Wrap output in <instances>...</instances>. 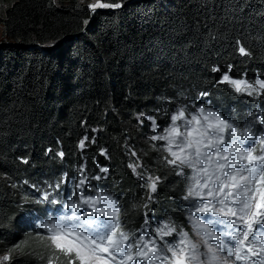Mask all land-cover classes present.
<instances>
[{
    "label": "trees",
    "instance_id": "16d2710c",
    "mask_svg": "<svg viewBox=\"0 0 264 264\" xmlns=\"http://www.w3.org/2000/svg\"><path fill=\"white\" fill-rule=\"evenodd\" d=\"M95 1L0 0V253H11L0 264H69L64 252L31 247L32 237L46 236L21 233V217L36 206L33 183L83 166L110 169L105 182L125 198L124 228L150 212L192 232L184 181L160 150L166 142L148 137L188 107L183 95L190 102L202 91L215 104L264 107V92L241 97L217 83L229 72L264 80V0H102L121 6L93 13ZM147 116L155 117V132ZM129 163L160 177L153 202Z\"/></svg>",
    "mask_w": 264,
    "mask_h": 264
},
{
    "label": "snow or ice",
    "instance_id": "6c2138e0",
    "mask_svg": "<svg viewBox=\"0 0 264 264\" xmlns=\"http://www.w3.org/2000/svg\"><path fill=\"white\" fill-rule=\"evenodd\" d=\"M120 6L119 3L95 4L90 8ZM239 53L247 55L243 47L239 48ZM212 71L219 69L214 67ZM225 82L229 85L228 91L236 95L253 97L255 93V99L264 92V80L258 77L249 83L246 79H231L223 73L217 83ZM186 107H177L161 133L148 139L166 142L160 150L168 153L164 157L166 164L184 181L181 199L186 202L192 233L202 241L204 252L199 251L200 243L194 242L183 228L177 231L170 217L153 225L145 212L140 229L124 231L117 200L101 193L92 183L102 177L92 175L89 179L78 169L79 177L68 181L71 186L69 200L60 199L62 193L57 191L65 183L66 173L55 184L48 185L49 190L37 189L42 193L37 203H59L65 209L63 215L39 227L47 230L57 249L72 257L69 264H186V261L187 264H226L228 259L248 262L252 256L259 258L251 264H264V133L252 131L257 123L264 127V119L259 118L264 112L251 113L252 118L241 130L234 119L222 117L211 108L205 110L203 105L198 108L193 105L194 111L186 117ZM164 112L168 115L166 109ZM146 119L151 122L150 131L155 132V117L147 116ZM87 139L85 136L79 142L81 149ZM257 145H260L258 155L255 154ZM128 167L141 180V187L150 193L148 203L153 202L151 194L156 193L160 177L153 179L137 173L138 163H129ZM185 168L190 169L187 175ZM99 171L107 173L108 169L102 167ZM174 233V240L165 239ZM9 259L8 255L3 257L4 261Z\"/></svg>",
    "mask_w": 264,
    "mask_h": 264
},
{
    "label": "bare ground",
    "instance_id": "6f19581e",
    "mask_svg": "<svg viewBox=\"0 0 264 264\" xmlns=\"http://www.w3.org/2000/svg\"><path fill=\"white\" fill-rule=\"evenodd\" d=\"M205 99H211V101H210V103H208V102H205ZM188 103V107H187V109H188V111H189V113L190 112H192V111H194V109H193V105H195V107L196 108H198V107H200L201 105H203V107L205 108V109H208V108H211V109H213V110H215V111H218V110H221L220 108H217L216 107V104L213 102V99L212 98H210V97H202V96H199L198 97V99L196 100V99H193V100H191L190 102H187ZM254 107V109H255V112H257V113H259V112H264V107H262V106H253ZM224 114L225 113H220V115L221 116H224ZM261 119H264V116H261ZM83 168V167H82ZM82 168H80V169H82ZM189 170V172H190V169H188L187 168V171ZM62 174V173H61ZM61 174H59V177L57 178V180L60 178V176H61ZM106 175H105V177L107 178V179H109V177H110V169L108 170V172L107 173H105ZM98 182V181H97ZM40 185V184H39ZM39 189H42V190H48V188H39ZM40 192V191H39ZM40 197H42V193L40 192ZM51 198V197H50ZM118 202V204H119V208H120V212H123V214H124V205H123V202H122V200H118L117 201ZM47 210H46V212L44 213V214H41V215H38V214H36L34 217H33V220H32V225H31V227H32V229H37V230H40L42 233H44V232H47V230L46 229H42L41 227H39V225L40 224H42V219H46V221L48 222L50 219H54L55 217H57V216H60V215H63L64 214V212L62 211L63 210V208L62 207H60V208H62V209H60L59 207L58 208H56V206H55V204L53 205V206H50L49 204H47ZM65 210V209H64ZM185 213L187 214V211H186V202H185ZM123 214L120 216V222H121V228L124 230V231H126V232H132V231H134V230H136V229H140L141 228V226L144 224V221L143 220H141V222L137 225V226H132L131 228H124V218H123ZM157 217H159L160 218V216L159 215H156ZM163 218H167V217H163ZM158 220V219H157ZM25 222V221H24ZM157 222V221H156ZM187 222H188V220H187ZM149 223H151V222H149ZM171 223V222H170ZM189 223V222H188ZM151 224H153V225H155L154 223H151ZM189 226H190V229H191V225L189 224ZM192 230V229H191ZM149 231H151V230H149ZM177 231H179V230H177ZM44 236H47V235H44ZM47 237H49V235L47 236ZM176 237H175V233L172 235V236H170V237H165V239L166 240H169V241H171V240H174ZM249 240H251V237H249ZM157 243L158 244H160L161 242L158 240L157 241ZM209 243H211V241H209ZM257 249H254V251H256ZM246 249H245V252H242V255L243 254H245L246 253ZM170 255V254H169ZM178 255H184V256H186L187 255V253H184V254H179L178 253ZM250 255V254H249ZM229 261H230V264H246V262L245 261H236V262H234L232 259H228ZM203 261V260H202ZM169 264H173V262H169ZM186 264H187V261H186Z\"/></svg>",
    "mask_w": 264,
    "mask_h": 264
},
{
    "label": "rangeland",
    "instance_id": "374dc122",
    "mask_svg": "<svg viewBox=\"0 0 264 264\" xmlns=\"http://www.w3.org/2000/svg\"><path fill=\"white\" fill-rule=\"evenodd\" d=\"M95 4H106V3H103L102 0H96L93 5H95ZM96 8H101V7H96ZM229 77L231 79H237L233 74L231 76H229ZM254 95H256V94L254 93ZM181 96H177V98H180ZM183 96L184 97L180 100V102H183V101H184V103L189 102L190 97L189 96H185V95H183ZM238 96H240V95H238ZM245 96L246 95H242L241 97H245ZM57 167H59V166L56 165V164H54L51 167V169H49V170H56L55 168H57ZM184 172L187 175L189 173V170L187 171V168H185L184 169ZM30 177H34V175H32ZM57 177H58L57 176V173L54 174V172H50L49 175H46L45 177H43V179L45 181H43V180L41 181V184L39 185L40 186L39 188H48V184H49L50 179H53V180H56L57 181ZM26 186H27L26 184H22V188L23 187H26ZM257 195H259V193H257ZM33 197L35 199V202L41 199L40 195L39 194H36V193H33ZM46 206H47V203H37L36 202V206L35 207H30V208L27 209V210H30V213L27 215V219H23V222L22 223H23L24 229L23 230H20L21 233L25 232V230L26 231L27 230L32 231L31 225H32L33 217L36 214H38V215L44 214L46 212V210H47V207ZM50 206H53V205H50ZM45 222H47L46 219H42V223H45ZM180 228H183V230L188 231L189 234H190V236H191V238H192V240L194 242L200 243L201 247L199 248V251L201 253H203L205 249L203 247V244H202V241L200 240V238L199 237H196L195 235H193V233L190 230H188V228H185L184 226H180ZM43 234L48 236V233L47 232H44ZM47 236L44 239L41 238V237H32L31 240H30V243L33 246H31V247H34V246L39 247V246L44 245L43 247H52V251H53V249H56V251L58 250V252H62L61 250L57 249L54 244H52V242L50 240V237L47 238ZM63 243H66V241H64ZM40 253L41 254H46L47 253V250H41ZM10 254H11L10 252L0 253V263L7 262L8 260L7 261H4L3 260V257L5 255H8L10 257ZM226 264H230V261L227 260Z\"/></svg>",
    "mask_w": 264,
    "mask_h": 264
},
{
    "label": "clouds",
    "instance_id": "9594fccd",
    "mask_svg": "<svg viewBox=\"0 0 264 264\" xmlns=\"http://www.w3.org/2000/svg\"><path fill=\"white\" fill-rule=\"evenodd\" d=\"M114 7H109V8H107V9H113ZM106 8H104V7H101V8H92V12L94 13V12H97V11H99V10H105Z\"/></svg>",
    "mask_w": 264,
    "mask_h": 264
}]
</instances>
